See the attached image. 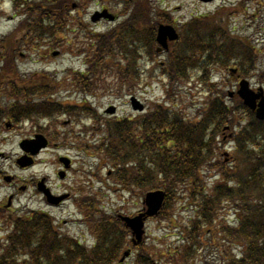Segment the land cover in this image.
I'll return each instance as SVG.
<instances>
[{
	"label": "trees",
	"instance_id": "16d2710c",
	"mask_svg": "<svg viewBox=\"0 0 264 264\" xmlns=\"http://www.w3.org/2000/svg\"><path fill=\"white\" fill-rule=\"evenodd\" d=\"M11 1L15 12L25 19L0 45V123L6 119L16 125L29 121L40 132H50L54 143L87 150L99 160V170L112 169L115 191L122 187L121 192L131 199L140 201L150 191H165L162 222L168 221L176 201L194 206L193 217L182 227L181 245L162 256L164 264H198L196 257L207 248L219 252V264H264V121L257 120L242 101L227 102L228 93L220 83L209 86L198 120L192 121L173 106L177 93L170 92V106L153 103L146 115L129 119L102 121L84 104L63 103L56 97L55 79L44 74L24 77L17 60L23 51L41 43L59 47L77 0ZM249 2L264 6V0L239 2L245 16ZM132 9L129 20L107 34H94L79 25L87 36L81 51L88 71L73 75L75 84L86 77L94 80L101 69L121 80L140 76V51L151 54L155 26L147 2L134 1ZM259 10L251 19L264 12ZM219 19L195 20L183 30L182 42L163 69L171 87L189 84L195 79L193 72L202 73L197 80L208 84L210 74L231 67L242 78L255 79L264 87L263 50L255 51ZM64 116L72 123L94 119L96 128L89 130L101 138L85 144V130H63L57 125ZM45 119L50 121L49 127L41 125ZM227 126L237 130L231 139L235 151L230 164L222 162L219 154L218 140L226 145L220 133L222 136ZM213 177L218 179L212 181ZM76 201L90 231L91 245L61 232L62 227L49 214L28 212L11 217L13 231L0 241V264H120L123 252L133 248L130 231L116 215L101 209V194L85 193ZM220 212L234 215L233 224ZM144 246L135 249L134 264L154 261L156 255ZM234 249H240L239 256Z\"/></svg>",
	"mask_w": 264,
	"mask_h": 264
},
{
	"label": "rangeland",
	"instance_id": "374dc122",
	"mask_svg": "<svg viewBox=\"0 0 264 264\" xmlns=\"http://www.w3.org/2000/svg\"><path fill=\"white\" fill-rule=\"evenodd\" d=\"M79 1V0H77ZM105 1V3H103ZM109 0H84L86 3L85 9L79 11H73L71 15L70 25L66 29V33L61 35L60 46L56 48H50L44 44L33 46L32 49L23 51L25 55H19L17 60L18 70L24 77H36L41 74L51 76L55 79V85L57 87L56 96L60 101L66 104H80L81 102H87L86 106H93L94 111L98 110V113L107 117V120L113 117H131L133 114L136 116V112L132 109L131 98L135 97L144 104L146 110L151 103L164 102L167 100V91L170 93H177V96L173 100V106L180 111L181 114L188 120H198V111L204 107L205 102L208 99L206 93L209 86L212 83H220L221 87L224 84L226 93L236 92L239 89L238 79L228 69L223 70L219 68V72L215 71L213 76L210 74L208 84L203 83L200 79L201 75L193 72V77L196 76L189 84H184L179 88H173L170 86V81L162 76H156L157 79H152L156 69L162 63L167 60V54L163 53L158 55L156 53V46L154 47V56L152 54L149 58V64L145 57V50L140 51V76L131 77L129 80H121L119 77L110 75L106 70H99L98 76L94 80L85 78L81 84H75L73 82V75L79 73H86L88 67L84 65L85 54L82 53L81 48L87 45V36L80 31L79 25H83L86 31L93 32H106L107 29L114 27L115 25H108L101 27H95L90 18L95 11H100L103 7L114 8V12H119L121 7L118 5V1L114 4L108 3ZM153 6L156 7L157 14L166 15L178 23V26H183V30L187 28L191 21L195 18L209 15L210 18L216 16L220 17L219 21L224 19L228 23V27H231L233 32L240 37H244L254 48L255 51H261L264 54V12L257 17L252 18L256 13L254 11L259 10L262 12L264 9L260 6V2H249L246 4L248 8L247 16L243 13L242 8L239 6V2L244 0H216L212 4L203 5L198 0H148ZM264 5V2H263ZM257 12V13H258ZM222 18V19H221ZM21 15H18L12 4L11 0H0V45L3 40L11 35L19 24L24 20ZM76 20V22H75ZM128 17H123L122 22H126ZM152 22H156L155 16L151 17ZM218 22V20H217ZM178 43L172 44L174 49ZM54 52H59L58 56H53ZM264 68V57L260 59ZM259 62V60H257ZM261 62V63H262ZM146 65V66H145ZM104 67V66H103ZM235 68V67H231ZM164 74L163 71L160 72ZM90 74V73H88ZM65 83L64 80L67 79ZM258 79V78H257ZM70 82L73 84L70 85ZM254 89L259 88L255 79H250ZM79 90V91H78ZM174 96V95H173ZM172 96V97H173ZM227 102L233 100H240L237 96L230 98L227 97ZM241 101V100H240ZM110 107L116 108V115L109 116L106 111ZM94 120V119H92ZM61 124L64 122L63 130L75 129L76 132L85 130L87 133L84 137V143L88 144L89 140L98 139V135L88 137L89 125L83 126L81 121H75L71 123V120L63 118L60 120ZM67 123V124H66ZM48 124H45L47 127ZM83 127V128H82ZM38 127L32 126L30 123H25L19 128H11L8 132H3L0 135V202L5 200L12 191H17L13 187H9L3 180V175H15L17 177L19 185L24 182L30 185L34 184L36 179L47 178L50 188L56 194H70L72 201L67 202L60 208H47L46 205L36 196L35 189H31L30 193H27L19 198L14 203L13 212L8 214L14 215L17 211L22 214L32 210H44L51 213L62 226V231L68 233L77 238L86 240L90 238V233L87 227L82 223V217L80 215V208L75 204V200L78 196L84 193H91L101 191V207L108 214H122V215H136L143 208L142 201L137 199H131L127 194L121 195L123 191L122 187H116L112 184L113 180L109 177L108 172L110 167H106L103 172H100L98 167L100 163L94 161L90 157V153L83 149H71L70 145L56 146L51 144L47 150H45L37 163V165L29 169V171H23L17 167L16 160L21 155L20 144L24 140L32 139ZM232 134H236V129L223 133L220 137H229ZM232 138L224 140L226 145L222 144L219 138V154L222 162L230 164L233 160V152L235 151V144L232 142ZM74 143V142H73ZM61 156H67L73 161V169L67 175L65 180H61L58 177L60 171V164L58 158ZM98 168V169H97ZM218 178L213 177L212 181H216ZM109 190L108 192H104ZM182 192V191H179ZM184 201V200H183ZM174 208L167 214L168 221L162 222L160 217L150 219L147 222L146 237L144 247L151 250L155 256V263L164 264L162 256L166 252L177 249L181 245V237L183 238L182 227L189 223L190 219L195 213V207L188 205V201L184 204L180 201H176ZM228 218L232 223L234 215L228 216L224 212H220ZM10 227L4 221L0 220V239L7 236L10 232ZM129 249V248H128ZM133 254L136 252L135 248H130ZM161 251V252H159ZM234 253L240 255V249H234ZM219 252L215 249L207 248L203 254L196 257L198 264H219ZM124 264H134L133 258L127 260Z\"/></svg>",
	"mask_w": 264,
	"mask_h": 264
},
{
	"label": "water",
	"instance_id": "95a60500",
	"mask_svg": "<svg viewBox=\"0 0 264 264\" xmlns=\"http://www.w3.org/2000/svg\"><path fill=\"white\" fill-rule=\"evenodd\" d=\"M202 1L210 2L212 0H202ZM167 38H170L171 40H176L178 38V35L176 34L175 30L171 27H161L159 30L158 41L161 44L165 45ZM54 55L56 56L57 53ZM238 95L242 98L246 106H248L251 110L256 112L257 118L259 120H264V91L263 89H259L258 92L256 93L255 91L250 89V83L247 80H243L240 84V90L238 91ZM132 103L135 109L141 110L143 108L142 106H140V104L135 99H132ZM110 112H114V110L112 109V111ZM31 145L33 146L32 147L33 149H31ZM47 145H48V141L43 136H37L34 141L23 142L21 144V148H23L24 151L26 152H32L33 155H36L43 148H46ZM29 146H30V149L28 148ZM165 197H166V194L164 192L149 193L144 200L146 210L143 214L135 218H129V217L122 218L126 227L132 231V235L134 237V240H133L134 244L142 242L143 236L145 234L144 228H145V222L147 218L158 215L159 210L163 206ZM58 200L60 202L62 199H58ZM55 204H58V203H55ZM129 255H130V252L125 253V257H128Z\"/></svg>",
	"mask_w": 264,
	"mask_h": 264
},
{
	"label": "flooded vegetation",
	"instance_id": "af4514ba",
	"mask_svg": "<svg viewBox=\"0 0 264 264\" xmlns=\"http://www.w3.org/2000/svg\"><path fill=\"white\" fill-rule=\"evenodd\" d=\"M111 1L112 0H109L108 3L112 4ZM117 1L119 2V6L121 7V10L119 12H117V13L114 12V10H115L114 8L113 9H111V8H108L107 9L105 7L100 10L103 13L105 11H108L109 14H111L112 16H114V22H111L109 20H102L103 19L102 17L101 18H96V19H99L98 21H101L102 20L100 22V25L106 24V23L116 25V24H119L120 23V21H121V19L123 17H126L125 16L126 15V13H125L126 10L125 9H122V8H125V6H127L128 0H117ZM103 3H105V1H103ZM115 11H117V10H115ZM106 15L108 17V14L107 13H106ZM171 22H172V25H174L175 27H176V24L178 25V23L175 20H173L172 18H171ZM171 22H167L166 24L169 25V24H171ZM6 127H11V125H7ZM23 156H25V155H22L21 157H23ZM29 160H31V162H32L31 164H33V165H34V163L35 164L37 163V161H34L33 162L32 159H29ZM23 171H29V169H22L21 172H23ZM6 177L7 176H4L3 177V180H6ZM46 179L47 178H44V179H42V181L45 182ZM44 184H46V182ZM8 186L9 187H13L14 189L16 188L17 191L16 192L15 191H12L7 196V198L5 200H3V201L0 202V207H2L6 211H12L13 210V207H14V203L16 201H18L19 198L22 197L23 195H25L27 193H30V190L31 189H35L36 195H37L38 188L40 187L39 184L36 185L34 183V184L30 185L29 183H25V182L22 185H19L18 180H17V177L15 175L11 176V179L8 182ZM47 187H48V185H47ZM40 199L45 202V198L43 196L40 197Z\"/></svg>",
	"mask_w": 264,
	"mask_h": 264
}]
</instances>
